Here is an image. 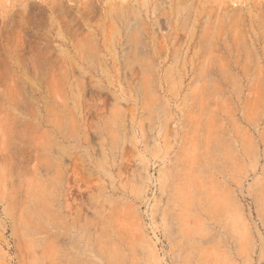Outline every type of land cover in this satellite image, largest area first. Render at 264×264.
Masks as SVG:
<instances>
[{"label":"rangeland","instance_id":"374dc122","mask_svg":"<svg viewBox=\"0 0 264 264\" xmlns=\"http://www.w3.org/2000/svg\"><path fill=\"white\" fill-rule=\"evenodd\" d=\"M0 264H264V0H0Z\"/></svg>","mask_w":264,"mask_h":264}]
</instances>
